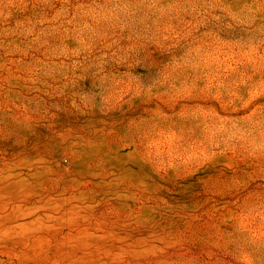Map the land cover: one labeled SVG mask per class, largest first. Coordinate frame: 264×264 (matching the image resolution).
<instances>
[{
    "label": "rangeland",
    "instance_id": "rangeland-1",
    "mask_svg": "<svg viewBox=\"0 0 264 264\" xmlns=\"http://www.w3.org/2000/svg\"><path fill=\"white\" fill-rule=\"evenodd\" d=\"M0 264H264V0H0Z\"/></svg>",
    "mask_w": 264,
    "mask_h": 264
}]
</instances>
